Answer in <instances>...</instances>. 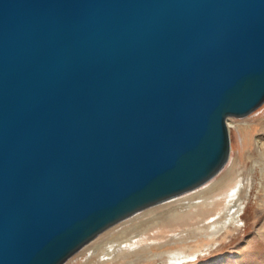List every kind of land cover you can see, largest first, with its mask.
Instances as JSON below:
<instances>
[{"label": "water", "instance_id": "water-1", "mask_svg": "<svg viewBox=\"0 0 264 264\" xmlns=\"http://www.w3.org/2000/svg\"><path fill=\"white\" fill-rule=\"evenodd\" d=\"M263 104L264 0H0V264L204 186Z\"/></svg>", "mask_w": 264, "mask_h": 264}, {"label": "rangeland", "instance_id": "rangeland-1", "mask_svg": "<svg viewBox=\"0 0 264 264\" xmlns=\"http://www.w3.org/2000/svg\"><path fill=\"white\" fill-rule=\"evenodd\" d=\"M227 126L230 160L216 178L110 228L70 264H264V104Z\"/></svg>", "mask_w": 264, "mask_h": 264}, {"label": "bare ground", "instance_id": "bare-ground-1", "mask_svg": "<svg viewBox=\"0 0 264 264\" xmlns=\"http://www.w3.org/2000/svg\"><path fill=\"white\" fill-rule=\"evenodd\" d=\"M229 160H230V159H229ZM228 162H229V161H228ZM227 164H228V163H227ZM223 170H224V169H223ZM223 170H222V171H223ZM222 171H221V172H222ZM221 172H220V173H221ZM220 173H219V174H220ZM219 174H218V175H219ZM218 175H217V176H218ZM217 176H216V177H217ZM216 177H215V178H216ZM195 197H197V196H192V197H190V198H188V199H192V198H195ZM170 207H171V206L166 205V206H163V207H161V208H159V209H156V210H154V211L152 210L151 212L146 213V215H145L144 217H141V218L150 217V216L154 215L155 213H157V212H159V211H161V210H163V209L170 208ZM131 218H132V217H131ZM163 224H165V223H163ZM161 225H162V224H161ZM157 227H158V226H157ZM88 245H89V244H88ZM88 245H87V246H88ZM85 247H86V246H85ZM85 247H84V248H85ZM84 248H83V249H84ZM80 251H81V250H80ZM80 251H79V252H80ZM79 252H78V253H79ZM78 253H77V254H78ZM77 254H76L75 257L73 256V258H72L70 261H68L66 264H68V263L70 264V263H72V262H74V261H76V260H78V259L84 258L85 255H88V252H84V253L82 252L81 254H78V255H77Z\"/></svg>", "mask_w": 264, "mask_h": 264}]
</instances>
